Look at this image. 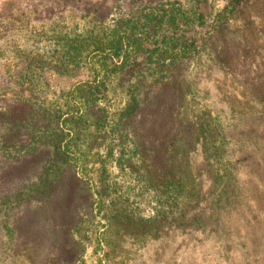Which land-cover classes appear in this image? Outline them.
Listing matches in <instances>:
<instances>
[{"label":"rangeland","instance_id":"374dc122","mask_svg":"<svg viewBox=\"0 0 264 264\" xmlns=\"http://www.w3.org/2000/svg\"><path fill=\"white\" fill-rule=\"evenodd\" d=\"M0 264H264V0H0Z\"/></svg>","mask_w":264,"mask_h":264},{"label":"trees","instance_id":"16d2710c","mask_svg":"<svg viewBox=\"0 0 264 264\" xmlns=\"http://www.w3.org/2000/svg\"><path fill=\"white\" fill-rule=\"evenodd\" d=\"M119 41L120 40H117L116 42H115V46H117L118 47V45L120 44L119 43ZM113 57H117L116 56V54H111ZM35 71H36V69H33V68H31V67H29V66H27V72H29L30 74H33L34 75V73H35ZM98 85V84H97ZM97 85H95V86H90L88 89H86L91 95H93V94H95L96 92H98L99 91V85L97 86ZM103 87H101V89H102ZM89 96V95H88Z\"/></svg>","mask_w":264,"mask_h":264}]
</instances>
